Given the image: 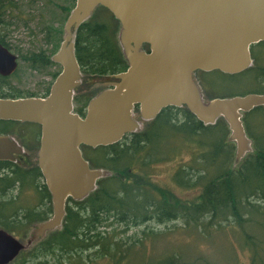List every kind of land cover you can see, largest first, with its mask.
<instances>
[{"label": "trees", "instance_id": "obj_1", "mask_svg": "<svg viewBox=\"0 0 264 264\" xmlns=\"http://www.w3.org/2000/svg\"><path fill=\"white\" fill-rule=\"evenodd\" d=\"M75 5L73 0L68 17ZM17 8L18 0H0V24H13L4 20ZM100 9L103 14L97 11ZM120 31V21L102 5L80 25L75 48L83 81L110 79L128 68ZM0 42L10 48L1 31ZM145 48L149 49V45L145 44ZM251 52L253 65L242 72L232 74L219 69L194 72L206 101L264 94V41L252 45ZM24 58L36 70L54 64L43 49L31 50ZM18 69L10 76L0 74L1 98L49 95L52 84L42 96L23 93L13 84L19 80ZM60 71L53 74L54 79ZM195 74H200L201 81ZM217 75L250 80L255 86L243 94L221 95L214 89ZM80 87L75 92L74 110L82 116L89 102L104 89L80 93ZM243 123L253 150L237 167H232L236 145L226 119L204 124L185 106L163 108L144 129L129 133L116 143L83 145V155L91 167L108 170L109 174L98 179L96 189L86 198L70 197L62 227L52 230L33 246L23 248L8 264H219L209 257L194 256L184 248L171 251L164 248L159 252L157 247L162 237L181 229L210 246L222 237V229L228 227L236 234L242 250H247L249 262L245 264H264V106L245 112ZM26 125L31 126L27 129L31 138L19 133L22 129L18 126ZM33 126H39L40 131ZM17 133L40 143L41 125L0 120V134ZM21 156L22 164L0 161V227L19 238L53 215L52 194L38 162L27 165L26 155ZM179 158L182 161L168 180L162 179L157 168ZM165 225L166 230L159 228ZM228 264H241L234 249L232 262Z\"/></svg>", "mask_w": 264, "mask_h": 264}, {"label": "water", "instance_id": "obj_2", "mask_svg": "<svg viewBox=\"0 0 264 264\" xmlns=\"http://www.w3.org/2000/svg\"><path fill=\"white\" fill-rule=\"evenodd\" d=\"M99 5L121 23L120 42L129 66L107 82L111 87L96 95L81 116L74 110L83 79L76 35ZM65 30L52 57L61 71L49 95L0 97V120L41 125L36 161L52 194L53 215L36 224L37 238L62 227L70 197L86 198L98 179L109 174L91 167L82 146L113 144L140 131L141 123L133 117L136 105L147 120L167 106H185L204 124L223 117L239 151L248 148L252 140L243 114L264 106V94L206 101L193 75L215 69L234 74L253 65L251 47L264 41V0H76ZM18 67V55L0 42V74L10 76ZM24 152L17 138L0 134V160L16 161ZM26 247L0 228V264H8Z\"/></svg>", "mask_w": 264, "mask_h": 264}, {"label": "rangeland", "instance_id": "obj_3", "mask_svg": "<svg viewBox=\"0 0 264 264\" xmlns=\"http://www.w3.org/2000/svg\"><path fill=\"white\" fill-rule=\"evenodd\" d=\"M58 4L67 7L66 10L58 6ZM72 6L73 0H18V8L11 10V17L5 18L4 20L5 22L7 20H11L13 21V24H0V31L4 34L11 51L19 56V69L17 72V79L19 80L14 81L13 84L23 93L42 96L47 92L49 85L52 84L54 80L53 74L58 70H61V65L56 62L41 70L33 69L30 67L29 61H27L24 57L28 55V52L31 50L41 49L46 51L47 55L52 57V55L57 51V45L61 44L67 33L65 25L68 17V11ZM97 11H100V13L103 14L102 9ZM195 77L201 81L200 74H195ZM83 80L84 77L80 83V93H96L107 86L108 88L111 87V85L107 82L99 84L100 81L108 79L99 78L93 80ZM241 80L242 79L240 78L233 79L232 77L217 75V82L214 84V89L218 94L226 95L232 93L243 94L254 88L255 85L252 81ZM97 82L98 84L94 85V83ZM208 88L211 89L209 85H207V89ZM205 99L207 100L206 96ZM133 117L141 123L139 130L144 129L150 121L145 119L143 116L140 117L139 113H134ZM18 128L22 129L19 133H22V135L24 134L23 137H32L27 134V129L31 128L30 125H26L24 128L23 126H18ZM33 128L37 129V132L40 131L39 126H33ZM19 133L14 135L20 143L22 142V144H25L26 142L27 144L24 145L25 152L23 153L26 155V160H28L27 165L36 163V155L39 148L38 139H34L35 142H33V139L27 140V138L25 139L22 136L20 137ZM235 145L236 155L232 167H237L242 159L253 150L252 141H250L248 148L244 151H239L236 142ZM29 146H31L32 149H29ZM180 161H182V159L179 158L177 160L161 164L160 167L157 168V173L162 179L168 180L170 174H172ZM187 194L191 195L192 193ZM151 225L158 226L155 223H151ZM169 225L171 228L173 227L172 223ZM180 225L181 223L177 222V226L179 228H181ZM159 228L164 230L167 229L166 225L159 226ZM36 229L31 232L28 231L24 237L20 238L25 245H28V247L33 246L36 242H38V240L48 237L52 231H47L43 236L37 238L38 235ZM133 231L134 229L129 233H132ZM221 232L222 237L217 239V242L208 246L209 244L199 240L195 234H190V231H185L183 229L180 231L177 230L174 233L173 231H170V234L162 237L163 241L158 243L157 250L160 252V250L164 248L165 250L170 251L172 249L184 248V250L187 249V251L194 256L209 257L216 263L228 264L232 262L234 249L238 262L241 264L248 263L249 257L246 252L247 250H242L236 238V234L231 230V228L228 227L226 229H222Z\"/></svg>", "mask_w": 264, "mask_h": 264}, {"label": "flooded vegetation", "instance_id": "obj_4", "mask_svg": "<svg viewBox=\"0 0 264 264\" xmlns=\"http://www.w3.org/2000/svg\"><path fill=\"white\" fill-rule=\"evenodd\" d=\"M3 44V43H2ZM6 46V45H5ZM9 48V47H8ZM10 50H11V48H9ZM54 55V54H53ZM53 55H52V57H53ZM51 57V58H52ZM18 62H19V56H18ZM19 68V67H18ZM17 71V70H16ZM14 74V73H13ZM114 75H116V74H114ZM114 75H112L111 77H110V79H108V80H104V81H100V83L99 84H102V83H104V82H109V81H112V80H114L115 78H114ZM4 76V75H3ZM56 79V78H55ZM54 79V80H55ZM54 82V81H53ZM53 84V83H52ZM97 84H98V82H97ZM52 86V85H51ZM106 88H108V86L106 87ZM106 88H104V89H106ZM50 90H51V88H50ZM103 91V90H102ZM75 96V95H74ZM138 106V108L136 107V110H134V113H137L138 111V113L140 114V117H142V114H141V109H140V106L139 105H137ZM88 107V106H87ZM138 110V111H137ZM137 111V112H136ZM134 115V114H133ZM82 116H84V115H82ZM13 137H15V136H13ZM40 137H41V133H40ZM15 138H17V137H15ZM22 144V143H21ZM40 144V143H39ZM24 147V146H23ZM39 147H40V145H39ZM25 148V147H24ZM22 154H20V155H16V158H17V160L16 161H13V162H16V163H18V164H22L23 162H22V156H21ZM0 161H2V160H0ZM8 161H11V160H8Z\"/></svg>", "mask_w": 264, "mask_h": 264}]
</instances>
